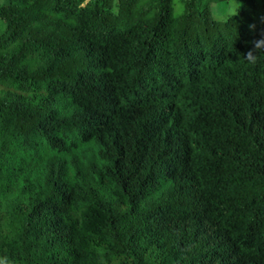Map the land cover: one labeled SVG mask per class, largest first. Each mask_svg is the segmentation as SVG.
Masks as SVG:
<instances>
[{
  "label": "trees",
  "instance_id": "trees-1",
  "mask_svg": "<svg viewBox=\"0 0 264 264\" xmlns=\"http://www.w3.org/2000/svg\"><path fill=\"white\" fill-rule=\"evenodd\" d=\"M180 2L0 0V264H264V0Z\"/></svg>",
  "mask_w": 264,
  "mask_h": 264
},
{
  "label": "rangeland",
  "instance_id": "rangeland-1",
  "mask_svg": "<svg viewBox=\"0 0 264 264\" xmlns=\"http://www.w3.org/2000/svg\"><path fill=\"white\" fill-rule=\"evenodd\" d=\"M173 6H174V13L177 14L181 10V7H182L180 0H173ZM212 11L214 14H218V15L220 13L224 14L225 8L222 5H219V6L217 5L213 7ZM1 31H2V24L0 21V32Z\"/></svg>",
  "mask_w": 264,
  "mask_h": 264
},
{
  "label": "clouds",
  "instance_id": "clouds-1",
  "mask_svg": "<svg viewBox=\"0 0 264 264\" xmlns=\"http://www.w3.org/2000/svg\"><path fill=\"white\" fill-rule=\"evenodd\" d=\"M239 8V5L237 4V5H235V7L233 8V10H232V15H236V14H238L237 13V11H236V9H238ZM256 47H257V45H256Z\"/></svg>",
  "mask_w": 264,
  "mask_h": 264
}]
</instances>
